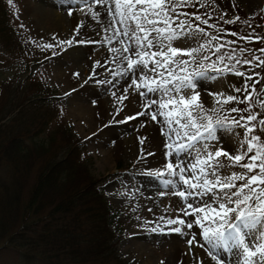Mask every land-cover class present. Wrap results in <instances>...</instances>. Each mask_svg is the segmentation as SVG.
Here are the masks:
<instances>
[{
  "label": "rangeland",
  "instance_id": "1",
  "mask_svg": "<svg viewBox=\"0 0 264 264\" xmlns=\"http://www.w3.org/2000/svg\"><path fill=\"white\" fill-rule=\"evenodd\" d=\"M11 1L12 15L20 27L21 37L30 44L28 51L36 52L40 58L38 57L37 61L30 66L22 65L17 70L0 66V90L3 84L19 83L40 68L52 92L61 95V101L66 107V125L74 137L83 138L88 151L89 159L86 167L90 177L93 179L106 177L99 182L98 186L105 193L120 225L115 228L117 254L123 256L124 260L130 264H162V262L163 264H218V260L212 259L205 247L198 246L204 244L201 236L202 229L199 226L194 224L193 228L188 229L185 225L167 223L168 219H183L186 223L195 220V216H185L180 209L186 208L187 203H193L195 206L200 198L193 196L185 201L174 194L176 191L184 190L185 186L182 185L179 176L168 175L164 165L163 156L167 157L165 151L168 150L163 145L169 141L161 132V128L164 127L158 123L161 117L157 116L154 121L150 114L144 117L137 115L146 110L145 100L139 94L144 89L137 91L133 86L129 89L131 95L127 93V99L123 101L119 99L124 94L123 89L130 82V77L120 75L119 66L114 60L117 54L109 50L111 47L108 38L116 37L114 32L110 29L106 30L108 25L100 22L103 19L93 18L91 13L89 14L91 20L84 27L86 33L90 35V40L84 42L73 37L76 26L74 23L77 19L72 11L88 12V5L84 3V0ZM200 2L204 4V7L196 3L192 7L180 8L195 15L212 12L213 15L215 14L214 17L217 16L223 22L232 19L230 12L233 11L236 17L241 19L234 23L232 32L247 34L254 29L255 34L264 35V0H226L225 3L223 0H200ZM89 4L93 7L92 0ZM231 5L234 6V10ZM69 13L72 15L70 16ZM108 19L110 22L111 18ZM244 20L249 21L251 27L246 26L243 23ZM79 21L81 19L77 22L80 23ZM73 39L79 42L74 43L67 51H63L66 45L59 44V41ZM119 39L117 38V42ZM232 39L236 41L234 47L264 48V43L261 42L241 41L235 36ZM47 44L54 46L46 48ZM117 46L121 47L119 42ZM174 46L181 50L188 49L194 47V40L180 39L174 43ZM206 54L211 56L210 60H205L206 71L209 75L216 76V79L202 81L207 85L206 89L202 90L198 87L196 91L205 107L212 109L218 107L215 104L214 94L228 90L232 79L228 73L221 75L213 72L210 65L216 61V57L211 55V51H207ZM256 55L260 53L257 52ZM183 58L187 59V57ZM97 61L100 63L97 64ZM194 66L196 65L191 64L189 71L196 70ZM216 66L220 68L221 65L217 62ZM244 68H249V65H244ZM257 72L264 77V69L258 68ZM77 73L79 75H76ZM242 78L239 77V79ZM257 78L253 76V80L249 83L251 84ZM261 87H264V78L257 85L258 89ZM231 89L226 92H231ZM228 106L245 107L244 104L237 105L235 102ZM253 110L259 112L258 107ZM147 111L150 113L152 110ZM129 117L135 118L128 119ZM241 130L236 129L238 133L236 136L225 134L222 139V148L221 143L209 142L215 143V147L210 150L214 152L217 148H221L222 151L235 152ZM151 133L153 136L158 135H156V142L160 143L157 146L150 140ZM219 159L227 163L225 157L221 156ZM172 162L176 161L172 159ZM117 163H120V166H117ZM228 168L231 172L241 171L239 168ZM228 168L222 170L223 175L229 173L226 170ZM157 172L163 175L157 176ZM184 175L188 178L191 172ZM166 181L174 183L169 186L166 185ZM16 185V182L10 185L8 180L7 184L4 183L2 186L3 189H0V197L14 192ZM175 227H181L183 234L171 231ZM193 235L196 238L192 244H189L188 241L192 240ZM220 256L223 260H220L219 264H236L235 249L227 252L220 250ZM0 264L20 263L3 254L0 256Z\"/></svg>",
  "mask_w": 264,
  "mask_h": 264
},
{
  "label": "snow or ice",
  "instance_id": "2",
  "mask_svg": "<svg viewBox=\"0 0 264 264\" xmlns=\"http://www.w3.org/2000/svg\"><path fill=\"white\" fill-rule=\"evenodd\" d=\"M84 3L93 18L99 16L89 0H84ZM92 3L107 6L111 19L106 30H112L120 38L121 47L109 49L117 54L114 60L124 64L120 75L130 77L119 99H127V93L133 86L137 91L144 89L139 94L145 100L146 111L137 115L150 114L154 121L157 116L161 117L158 123L164 126L161 132L169 141L165 145L168 150L165 155L176 161L173 163L170 159L166 164L168 175L179 176L185 186L184 190L174 194L185 201L193 196L200 198L195 206L187 203L186 208L180 209L185 216H195V220L186 223L183 219H168L167 223L185 225L188 229L194 224L199 226L204 244L198 246L205 247L218 264L223 260L220 250L227 252L232 249H235L236 264H264V87L257 88L264 77L254 71L255 68L264 69V48L234 47L236 41L224 40L221 43L222 37L210 35L199 24L193 27V18L200 24L216 27L199 15L189 16L177 11L179 7H192L196 3L204 7L200 0H92ZM240 19L237 16L225 23H237ZM243 23L251 27L249 21L244 20ZM117 24L119 27H116ZM75 31L79 34V26ZM222 31L217 29L218 33ZM197 33L210 35V38L198 47L181 50L174 46L180 39L195 40ZM230 35L241 41L264 43V35L255 34L254 29L251 33L231 32ZM78 42L73 39L59 41V44L66 45L62 50L67 51ZM115 42L108 38L109 44ZM53 46L45 45L46 48ZM207 51L216 57L210 65L213 72L245 78L240 88H234L236 93H244L243 98L214 94L218 107L212 109L200 101L196 89H206L207 85L202 81L215 80L216 76L209 75L206 70L189 71V66L195 64L204 69L203 61L211 59L205 54ZM257 52L260 55H256ZM217 62L223 67L217 68ZM244 65H249V68L244 69ZM253 76L258 78L250 84ZM233 102L245 107L225 108ZM256 107L259 112L253 110ZM149 109L152 110L150 113ZM221 111L229 115L221 117ZM231 113H237V116H231ZM236 129H243L237 150L222 151L223 136L238 135ZM209 142L221 143V148L213 152L210 149L215 147V143ZM221 156L226 158L227 163L219 159ZM228 167L241 171L223 175L222 170ZM188 172L191 176L186 178L184 174ZM156 175L163 173L157 172ZM165 183L170 186L174 182ZM171 231L183 234L181 227ZM195 238L193 235L188 243L192 244Z\"/></svg>",
  "mask_w": 264,
  "mask_h": 264
},
{
  "label": "trees",
  "instance_id": "3",
  "mask_svg": "<svg viewBox=\"0 0 264 264\" xmlns=\"http://www.w3.org/2000/svg\"><path fill=\"white\" fill-rule=\"evenodd\" d=\"M231 8L234 10L233 5ZM11 10V0H0V66L17 70L39 56L28 51L30 44L21 37ZM177 11L193 14L180 7ZM214 15L199 16L215 28L194 18L193 27L199 24L210 35L222 37L219 42L233 40L234 23ZM230 16L231 20L236 17L233 11ZM210 35L197 33L195 47L206 43ZM229 75L238 88L244 84V77ZM225 95L243 98L244 93ZM219 115L229 113L221 111ZM242 133L243 129L238 144ZM88 159L83 139L74 137L66 125L61 95L52 92L40 69L19 83L3 84L0 189L8 180L17 185L14 192L0 197V256L5 254L20 264H130L117 254L115 228L120 225L98 186L106 177H90ZM226 170L231 173L230 168Z\"/></svg>",
  "mask_w": 264,
  "mask_h": 264
},
{
  "label": "bare ground",
  "instance_id": "4",
  "mask_svg": "<svg viewBox=\"0 0 264 264\" xmlns=\"http://www.w3.org/2000/svg\"><path fill=\"white\" fill-rule=\"evenodd\" d=\"M90 2H91V0H89ZM92 8H93V11L94 12H98L99 13V16H98V18L99 19H103L102 21L100 20V22H102V23H106V25H109V16H108V13H107V10H106V5H101V4H92ZM72 13H73V16L77 19V21H78V19L80 20L81 19V21H79L80 23H78L77 21H76V23H74V24H76V26L78 27L79 26V28H80V31H79V34L75 31V29H77V27L75 26L74 27V38L75 39H81L82 41H89L90 40V35L88 34V33H86V30H85V26L87 25V24H89V22H90V20H91V16L89 15V14H91L89 11L88 12H84L83 10L81 11V10H76V11H72ZM72 15V14H71ZM70 15V16H71ZM79 16H81L80 18H78ZM71 18V17H70ZM97 18V17H96ZM72 19V18H71ZM94 20V19H93ZM78 23V24H77ZM92 25V24H91ZM103 25V24H102ZM118 25V24H117ZM118 27H119V25H118ZM90 29V28H89ZM100 30V29H99ZM101 32V31H100ZM112 32V31H111ZM98 36V35H97ZM123 38V37H122ZM113 40H115L116 42L115 43H112V44H110V47L111 48H118V42H117V38L116 37H113L112 38ZM124 39H126V38H124ZM103 40H105V39H103ZM107 44V43H106ZM108 48V47H107ZM105 50V49H104ZM109 52V51H108ZM107 53V52H106ZM110 53V52H109ZM112 54V53H111ZM115 55V54H114ZM106 61V60H105ZM116 62H117V64H118V66H119V71H120V73H121V71L123 72V70H124V64H123V62L122 61H118V60H116ZM111 65V64H110ZM109 66V65H108ZM110 67V66H109ZM128 94L129 95H131L130 93H129V91H128ZM138 101L140 102V100L138 99ZM137 100H136V103H138L139 104V102H138ZM141 101H143V100H141ZM143 104V103H142ZM141 105V104H140ZM143 108V107H142ZM145 108V107H144ZM140 111H141V109H140ZM146 111V110H145ZM147 116V115H146ZM141 117V116H140ZM144 117V116H143ZM145 119V118H144ZM148 123V122H147ZM151 129V128H150ZM148 131H149V129H148ZM150 131H152L153 132V130H150ZM145 132V131H144ZM142 133V132H141ZM153 134H155V133H153ZM141 135H143V134H141ZM145 135V134H144ZM157 135V134H156ZM156 135H152V133H151V135H150V137H151V141H152V143L153 144H155L156 143V146L160 143H158L157 144V138H156ZM148 136H149V134H148ZM158 136V135H157ZM142 137V136H141ZM164 144V143H163ZM163 147H165V145H163ZM160 148H162V147H160ZM157 149H159V148H157ZM164 149V148H163ZM165 151V150H164ZM166 152V151H165ZM159 153H161L160 151H159ZM162 155V154H161ZM163 158L165 159V161H164V165H166L167 164V161L169 160L167 157H165V156H163ZM163 159V160H164ZM163 165V166H164Z\"/></svg>",
  "mask_w": 264,
  "mask_h": 264
}]
</instances>
